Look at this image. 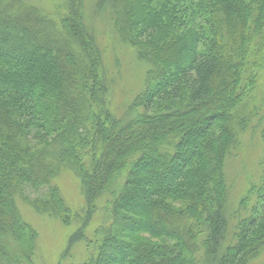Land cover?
<instances>
[{"label": "trees", "instance_id": "trees-1", "mask_svg": "<svg viewBox=\"0 0 264 264\" xmlns=\"http://www.w3.org/2000/svg\"><path fill=\"white\" fill-rule=\"evenodd\" d=\"M85 3L65 0L54 18L0 0V264H36L19 198L72 229L70 264H253L264 252V0H99L148 64L121 117L106 107ZM250 128L260 175L229 231L227 163ZM64 170L81 209L57 184Z\"/></svg>", "mask_w": 264, "mask_h": 264}, {"label": "rangeland", "instance_id": "rangeland-1", "mask_svg": "<svg viewBox=\"0 0 264 264\" xmlns=\"http://www.w3.org/2000/svg\"><path fill=\"white\" fill-rule=\"evenodd\" d=\"M25 1L40 7L54 18H60L66 14L65 0ZM98 1L86 0V21L96 36L102 51L104 80L108 86L106 107L113 114L121 117L128 111L135 97L143 90L148 64L139 60L135 49L122 41L113 27L110 12L99 10ZM256 60H261L264 64L262 54H259ZM256 131L250 128L245 133L241 151L236 152L227 163L229 231L236 223V220L230 216L238 209L240 198L249 185L255 182L260 175L259 164L263 149L260 135ZM59 178L57 184L71 208L73 210L83 208L85 201L80 191V181L71 171L65 170ZM73 200L79 203L74 204ZM18 201L22 216L39 234L36 244V264L78 263L80 258L65 257V250L72 229L67 228L59 218L36 212L20 198ZM104 207L105 200L102 199L98 212L87 230L88 234H92L93 228L104 219L102 210ZM205 264H212V261L209 260ZM253 264H264V252Z\"/></svg>", "mask_w": 264, "mask_h": 264}]
</instances>
